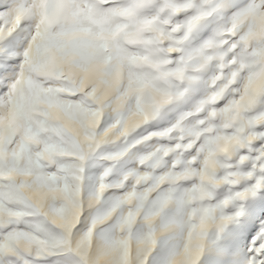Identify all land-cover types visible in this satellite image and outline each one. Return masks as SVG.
<instances>
[{"label": "snow or ice", "instance_id": "obj_1", "mask_svg": "<svg viewBox=\"0 0 264 264\" xmlns=\"http://www.w3.org/2000/svg\"><path fill=\"white\" fill-rule=\"evenodd\" d=\"M0 264H264V0H0Z\"/></svg>", "mask_w": 264, "mask_h": 264}]
</instances>
